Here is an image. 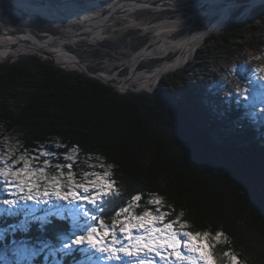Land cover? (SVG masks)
Listing matches in <instances>:
<instances>
[{
	"label": "trees",
	"instance_id": "obj_1",
	"mask_svg": "<svg viewBox=\"0 0 264 264\" xmlns=\"http://www.w3.org/2000/svg\"><path fill=\"white\" fill-rule=\"evenodd\" d=\"M239 16L238 12L232 17L222 35L205 40L199 61L218 51L242 52L248 46L244 36L255 35V25L264 23V5L252 12L250 20ZM133 34L121 44L128 46ZM147 43L144 38L134 49ZM195 69L185 67L164 77L153 93L121 94L48 59L8 60L0 64V141L19 133L20 151L55 152L53 162L60 164L74 146L80 161L102 157L114 165V178L121 187V195L105 206L107 220L133 195H143L136 209L142 212L151 194H156L171 206L169 219L182 212L193 232L223 231L228 243L218 245V253L230 248L245 264H264V114L250 108L249 100L237 99L235 89L227 96L228 88L211 93L187 83ZM124 71L125 76L128 70ZM255 87L260 89L259 84ZM9 93L20 94L22 101H4L3 94ZM46 213L38 210L36 215ZM24 219L23 213L0 215V257L21 242L35 249L45 244L59 248L62 237L72 230L70 220L58 217H49L48 223L29 220L27 231L11 230ZM47 253L48 249L33 264H74L73 255H79L57 254L46 263ZM0 264L6 263L0 259Z\"/></svg>",
	"mask_w": 264,
	"mask_h": 264
},
{
	"label": "snow or ice",
	"instance_id": "obj_2",
	"mask_svg": "<svg viewBox=\"0 0 264 264\" xmlns=\"http://www.w3.org/2000/svg\"><path fill=\"white\" fill-rule=\"evenodd\" d=\"M251 71L256 79L244 75V66L233 69L248 81L243 87L237 85V99L248 101L257 84L264 90V67ZM260 111L264 114V109ZM57 155L48 150L32 155L20 151L18 142H6L0 149V193L4 194L0 214L25 216L11 230L27 231L29 220L48 223L49 217H58L71 221V233L62 237L59 248L45 244L39 250L29 249L21 242L18 251L24 264L46 249L54 258L78 253L73 255L74 264H158L157 258L163 264H245L230 248L216 251L218 245L228 243L223 231L193 232L182 212L169 219L171 206L156 194H151L142 212L136 209L141 207L143 195H133L107 220L105 206L121 195L114 165L98 156L80 161L77 146L63 154V164L53 162ZM42 207H47V215L37 216L36 209Z\"/></svg>",
	"mask_w": 264,
	"mask_h": 264
},
{
	"label": "rangeland",
	"instance_id": "obj_3",
	"mask_svg": "<svg viewBox=\"0 0 264 264\" xmlns=\"http://www.w3.org/2000/svg\"><path fill=\"white\" fill-rule=\"evenodd\" d=\"M125 1L129 2L127 6L124 4ZM135 1L138 0H0V35L7 34L10 36H19L26 33H29L31 35L33 32H31L32 30L30 28H32L35 33H33L34 35L31 36L36 35L38 39L46 38L45 40H41V42H49L52 44L53 48L63 47L71 55L78 56V58L81 60L82 65L96 74L105 73L112 75V77L114 75L115 77L114 80L112 79V81L115 85H119V82L121 80L129 78L131 76L132 70L128 66H130V63H132L133 59L138 58L140 63L144 64L147 67L137 68L136 66V71L138 72V74H143L153 73L157 69L162 67L166 61L171 62L172 60H175L178 57L177 54L179 53V51H170L167 54L158 55L155 57L143 55L144 52L149 53L153 49H155L157 27L166 28L167 31L170 30L171 32L169 31V33H166L165 36H169L172 41L176 42L184 38L193 37L196 32L202 31L204 28H209L210 25L214 24V22L218 20L217 14L215 15L214 13V15H209V10L212 8V4H215V2L218 0H204L202 7L200 8L201 10H196L194 8L198 0L186 2L184 4H188L189 6L181 9H169L172 10L171 13L168 10L165 11V9L161 8L152 9L150 7V4L154 2L162 3V6H172L182 4L181 0H146L147 3L144 5H141V2L135 4ZM229 1H231V4L225 1L221 5H215V7L222 6L226 9H229L228 21L223 27L224 29L219 31L220 34L218 36L222 35L225 30L229 29L232 17H234L236 13L239 12V17H241L243 20H250L252 12H254L260 6H263L262 4L264 2L262 1L258 4L252 5V0ZM66 4H72V6L77 5L76 7H74L75 9L77 8V10H81L83 8L91 10L92 14H88L87 16H94L95 14H97L102 17H107L111 13H120L124 11L130 12L134 16H132L133 18H128L122 17L119 14L116 17L117 19L115 18L116 20L114 22H111V24L113 25H110L105 30L102 40L99 38L102 37L103 28L107 24H103V26L99 29H97V26H99L100 24H96L95 26L85 25L83 28L78 29L77 22L81 21V18L85 20L89 19L88 17L84 18L79 14L76 15V13H73L72 11H74L75 9H65L63 10V12L61 11L62 14H57L58 17L53 19L55 22L50 20L51 18H46L48 16V13L46 14V16L44 12L50 11V9H48L47 11V7L50 6L51 10H59L62 7L65 8ZM118 7L122 9H118ZM31 12L33 13V15L32 18L29 20L28 14H31ZM34 12L36 14H34ZM63 14H75L72 15V17H75V19H66V16ZM171 15H173L174 17H172ZM239 19L240 18H238V20ZM181 20L185 21L181 25L172 24L175 21ZM30 21H32L36 25L30 23ZM83 23L85 24L84 21ZM87 24H90V22ZM255 26L258 29L255 35L251 36V34H246L244 36L245 40H247L246 42L248 46L242 52L235 53L234 55H227L223 54L221 51H218L217 53L215 52L213 57H204L205 59H200L199 61L197 54L198 51L204 47L205 40L207 39L206 38L197 47L198 49L196 48V51H194V54L190 56V59L184 63L185 66L177 70L175 69V71L172 70V72H168L163 76L167 77L168 75L173 74L180 69H184L185 67L191 69L194 66L196 67V69L193 73H190L191 76H188L187 83H195L196 86L200 87L205 91H210L211 93L219 92L225 88H228L229 90L226 93L227 96L232 94L231 92L236 89L237 85L243 87L241 82L246 84V82H243L244 79H241L239 75H235L233 73L234 68L244 66V75L256 79V77L253 76L251 70L264 67V23H257ZM145 27H151V29L145 30ZM73 29H78L76 31H78L77 33L79 34L83 32H85V34L88 33L87 37L91 42L82 40L83 42H77L76 45H70V43L73 44L74 41H77V39L72 38L71 40H69L64 38V36H67L69 32ZM127 30H130V33H134L130 36L134 43H139L140 40L147 38L149 44L147 43L144 47L140 49L132 50L131 48H129L132 41H128L127 43L129 46H125L127 48H119L117 42L119 41L120 36L123 35V32ZM13 32L15 34H13ZM98 39L102 40V45L98 44ZM30 42L31 41H28L27 43ZM94 43H96V45H93ZM106 43L110 45L108 47H104L103 44ZM64 44L69 45L68 49L70 51L67 49V45ZM26 57L39 56L25 55L24 58ZM21 58L22 57L14 58L10 56L7 60L0 62V64L6 63L8 62V60L13 63L20 60ZM39 58L46 60L45 58H42V56H40ZM156 62L158 63L156 64ZM148 64L150 66L152 64L155 65L150 67V69L148 68ZM61 68L67 71H77L75 69L69 70V68H65L64 66H62ZM126 69L128 70V72L126 73L127 75L124 76L123 73H125L124 70ZM96 70L100 72H95ZM161 79L156 82L155 86L152 89H145L137 84L129 86L127 87V89H131L135 92L153 93L158 88V84ZM20 98L21 95L16 93H9L8 95L3 94L4 101L13 102L12 104L20 103L22 101L20 100ZM226 101L227 100H225V102ZM249 101L251 102V105H249L250 108H254L259 113H261L260 110L264 109V91H262L261 89L256 90L253 97L249 98ZM211 102L208 101L206 102V104H211ZM214 105L213 108L215 109L216 114L222 115V113H220L218 108H216V106L214 107ZM252 118H256L255 112L254 116L252 115ZM18 137L19 133H16L2 139L0 141V149L4 147L6 142L9 144H15L17 141L16 139ZM0 198H4L3 193H0ZM38 210H46L48 212L47 207L37 208L36 212ZM46 215L47 213L45 214V216ZM20 244L21 243L15 244L10 249L11 253H4L0 257V259L3 260L6 264H24V260L22 259L21 254L18 251V249L20 248ZM26 245L29 249H33L28 244ZM41 253L42 252H39L38 255L31 257V259L28 261V264H33V259L39 257ZM44 259L46 260V263H48L51 259V256L47 253L46 258ZM157 262L158 264H163V262H159V258H157ZM59 264H62V262H59Z\"/></svg>",
	"mask_w": 264,
	"mask_h": 264
},
{
	"label": "bare ground",
	"instance_id": "obj_4",
	"mask_svg": "<svg viewBox=\"0 0 264 264\" xmlns=\"http://www.w3.org/2000/svg\"><path fill=\"white\" fill-rule=\"evenodd\" d=\"M64 1H67V0H64ZM143 1L146 2V0H143ZM149 1H153V0H149ZM192 1H195V0H181V3L184 4L186 2H192ZM225 1H227L229 4H231V1H229V0H218L215 2V4H212V8L209 10V15H214V13H215V15L217 14L218 20H216V22H214V24L210 25L209 28H207V29L204 28L202 31L196 32L193 35V37H191V38L190 37L184 38V39H181V40L175 42V41H172L169 38V36H165V34L169 33L170 30L167 31L166 28L157 27V29H156V32H157L156 36L157 37L155 38V49H153L149 53L144 52L143 55L155 57L158 55L167 54L170 51H179L180 54L179 53L177 54L178 57L175 60H172L171 62L166 61L162 67H160L159 69H157L153 73L138 74V72L136 71V66H137V68H140L144 64H141L138 58L133 59L132 63H130V66H129L132 70L131 76L129 78L121 80L119 82L118 86L121 85V88L124 89V88H127L129 86L137 84V85H139L145 89H152L155 86L156 82L159 79L164 77L163 76L164 74H166L168 72H172V70L175 71V69L177 70V69L185 66L184 63L190 59V56L192 54H194V51H196V48L201 44V42L203 40H205L208 37V35H210L212 33L218 34L219 31L224 29L223 27L225 26V24L227 23L228 18H229V13H228L229 9H226L225 7H222V6L221 7H215V5H221ZM262 1H264V0H252V2H253L252 5L258 4L259 2H262ZM139 2L142 3V1L138 0V1H135V4H137ZM171 2H174V1H171ZM203 2H204V0H198V2H196V5L194 8L196 10H201L200 8L202 7ZM124 4L127 6L129 4V2L125 1ZM76 6L77 5L72 6V4H68V5L66 4L65 8L62 7L59 10H56V9L51 10V8L49 6L46 9H47V11H48V9H50V11L44 12V13H45V15L48 13V16L46 15L47 19L51 18L50 20L54 21L53 19L58 17L57 14H62L63 10H65V9L73 10V9H75L74 7H76ZM118 9H122V8L118 7ZM165 11H166V9H165ZM170 11H172V10H170ZM72 12L76 13V15L79 14L80 16H83L84 18L88 17L89 20H85V19L81 18V20L85 22V24L83 23L84 25H86L89 22H90V24H87V25L95 26L96 24H100L99 26H97V29L101 28L103 26V24H107V25L111 24V22L113 20H115V18H116V17L112 18V16L110 17V15L113 13H111L107 17H102V16H99L97 14H95L94 16H87L88 14L91 15L92 12H91V10H88L86 8H83L81 10H77V8H76ZM118 14H120L122 17H128V18H133L132 16H134L130 12H127V11L120 12ZM30 15H33V13L31 12ZM63 15L66 16L65 17L66 19H68V18L75 19V17H72V15H75V14H69V15L63 14ZM109 20H110V22H109ZM78 22L82 23L81 21H78ZM184 22L185 21L181 20V21H175L172 24L181 25ZM149 29H151V27H145V30H149ZM24 39L26 40V38H24V35H19V36H10L7 34L0 35V62L7 60L10 56L14 57V58H18V57L23 56V55H37V56H42V58L47 59L46 56L42 55V50H45L49 55L54 57L55 61L58 64L64 66L65 68H69L71 70L72 69H79L80 66L78 64H82L81 60L78 58V56L71 55L63 47L53 48L51 43L41 42V41L37 40L34 36L31 37L30 43L25 42ZM18 44H19V47H18ZM64 45H68V44H64ZM102 76H105L108 79H113V80L115 77L114 75L112 77V75L109 76V74H105V73L102 74ZM132 78H134V79H132ZM111 82L113 83L112 80H111Z\"/></svg>",
	"mask_w": 264,
	"mask_h": 264
},
{
	"label": "water",
	"instance_id": "obj_5",
	"mask_svg": "<svg viewBox=\"0 0 264 264\" xmlns=\"http://www.w3.org/2000/svg\"><path fill=\"white\" fill-rule=\"evenodd\" d=\"M146 2H144V1H142V4L141 5H144ZM163 4L162 3H151L150 4V7L152 8V9H157V8H160L161 7V9H178V8H185V7H187V6H189L188 4H177V5H167V6H162ZM262 5H264V2H263V4ZM119 12H115V13H113V14H111L110 15V17L112 16V18H115V17H117L119 14H118ZM34 14H36L35 12H34ZM32 16V15H31ZM109 22H110V20H109ZM220 33H218V34H216V33H212V34H210V35H208L209 37H207V38H210V37H212V36H218ZM42 54L44 55V56H46L47 57V59L48 60H51L56 66H58V67H62V65H60V64H58V63H56V61L54 60V57H52L51 55H49L45 50H42ZM20 57H25V55H23V56H20ZM40 57V56H39ZM79 66H80V68L79 69H75V70H77L78 72H81V73H83L84 75H86L87 77H91V78H95V79H98V80H100V81H102V82H104L105 84H108V85H110V86H112V87H114L115 88V90L116 91H118L119 93H121V94H123L124 92H129V91H131V92H135V91H133V90H131V89H127V88H124V89H122L121 88V85L120 86H118V85H115L114 83H112L111 82V80L112 79H108L107 77H105V76H102V74H96V73H94L93 71H91L90 69H87V68H85L82 64H78ZM69 70H71V69H69ZM74 71V70H73Z\"/></svg>",
	"mask_w": 264,
	"mask_h": 264
},
{
	"label": "flooded vegetation",
	"instance_id": "obj_6",
	"mask_svg": "<svg viewBox=\"0 0 264 264\" xmlns=\"http://www.w3.org/2000/svg\"><path fill=\"white\" fill-rule=\"evenodd\" d=\"M173 16V15H172ZM28 18H29V20L32 18V16L30 15V14H28ZM117 19V18H116ZM115 19V20H116ZM115 20H113L112 22H114ZM55 22V21H54ZM81 22L82 23H79V22H77V25H78V29L79 28H83L85 25L83 24V21L81 20ZM30 23H33L32 21H30ZM33 25H36L35 23H33ZM87 25V24H86ZM110 25H113V24H109V25H107L104 29H103V31H102V37L101 38H99V39H102L103 40V36H104V32H105V30L110 26ZM88 26V25H87ZM32 31L31 32H33V33H35L34 31H33V29L32 28H30ZM78 29H73L72 31H70L69 32V34L67 35V36H64V38H66V39H69V40H71L72 38H75V39H77V41H74V43L72 44V43H70V45H76L77 44V42H83L84 40H86V41H90L89 39H88V37H87V35H88V33L87 34H85V32H83V33H77L78 31H76V30H78ZM130 30H127V31H125V32H123V35L122 36H120V38H119V41L117 42L118 43V46H119V48H127V47H125L123 44H121V40H123L130 32H129ZM31 34V35H34V34ZM13 34H15L14 32H13ZM136 34H137V32H136ZM24 35V38H26V42H28V41H31V35L29 34V33H26V34H23ZM43 36H44V34H43ZM46 36V35H45ZM131 36V35H130ZM130 36L128 37V39H127V41H132V39L130 38ZM34 37H36V35L34 36ZM49 37H55V36H49ZM49 37H47V38H49ZM43 38V37H42ZM64 38H62V39H64ZM36 39L37 40H39V41H41V40H45L46 38H44V39H38L37 37H36ZM98 39V41H99V43L98 44H100V45H102V40H99ZM83 40V41H82ZM91 42V41H90ZM107 42H109V41H107ZM138 43V42H137ZM137 43H134L133 41L131 42V44H130V46H129V48H131L132 50H134V47L136 46V45H138ZM56 44V43H55ZM107 44V43H106ZM106 44H103V46L104 47H108L110 44H108V45H106ZM149 44V43H148ZM93 45H96V43H94ZM68 46L69 45H67V49H68ZM69 50V49H68ZM70 51V50H69ZM127 66H128V64H127ZM129 67V66H128Z\"/></svg>",
	"mask_w": 264,
	"mask_h": 264
},
{
	"label": "clouds",
	"instance_id": "obj_7",
	"mask_svg": "<svg viewBox=\"0 0 264 264\" xmlns=\"http://www.w3.org/2000/svg\"><path fill=\"white\" fill-rule=\"evenodd\" d=\"M166 10H168L170 13H171V11L169 10V9H166ZM172 16V15H171ZM172 17H174V16H172ZM110 76V75H109Z\"/></svg>",
	"mask_w": 264,
	"mask_h": 264
}]
</instances>
